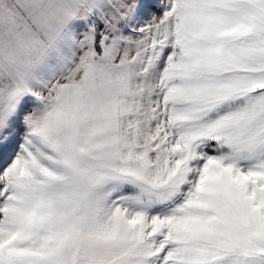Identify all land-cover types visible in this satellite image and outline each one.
<instances>
[{"label": "snow or ice", "instance_id": "1", "mask_svg": "<svg viewBox=\"0 0 264 264\" xmlns=\"http://www.w3.org/2000/svg\"><path fill=\"white\" fill-rule=\"evenodd\" d=\"M0 264H264V0H0Z\"/></svg>", "mask_w": 264, "mask_h": 264}]
</instances>
